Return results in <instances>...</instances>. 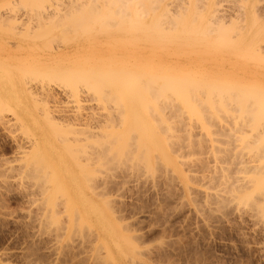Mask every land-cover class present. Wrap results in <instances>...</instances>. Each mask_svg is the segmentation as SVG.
<instances>
[{
  "label": "rangeland",
  "instance_id": "1",
  "mask_svg": "<svg viewBox=\"0 0 264 264\" xmlns=\"http://www.w3.org/2000/svg\"><path fill=\"white\" fill-rule=\"evenodd\" d=\"M117 1L120 3V0ZM134 1L135 0L131 2V5H133ZM143 1L140 0V2H137V4L140 3V6H142L143 8L145 6V9L149 8L148 5L151 3L152 0L148 1L150 3L145 2L146 1L145 0L144 1L145 4H143L144 6L141 4L143 3ZM155 1L153 0L154 2L153 5L156 6L159 4L158 8L156 7L157 10L154 9L155 8L154 6L152 5L150 6L153 8L152 11L155 10L156 12L155 13L156 19L157 16H161L162 18V12H165L163 13L164 18L165 15L168 13L166 18H169L171 15L173 21H175V19H177L176 17L178 16H179L178 18L181 20L180 16L186 17L188 13L187 16L188 18L187 17L186 19L184 18L185 21L187 19L188 20L184 24L187 23V25L185 26L189 27L188 25H191L190 20L195 14H198L197 15L198 17L197 16L194 17L196 22L195 25H197V23H199L197 18H199L201 14L204 16V13L207 12L205 13V16L203 18L204 20L201 21V25H202L201 27L206 28L207 24L211 21L213 22L212 23L213 27L218 25L219 23L220 26L221 23L224 24L223 27L226 26V29L233 26L234 28H236V30L238 29L239 32H234L237 35L232 33V35L234 36L232 37L231 41L232 43L234 42V44L236 45V43L239 41L238 38L242 37L240 38L241 41H239V47L241 49L237 48V46L236 48H234L235 45L232 46L231 44H229L231 46L230 48L228 47V45L226 47L228 41H226V44L225 41L224 42L222 41L221 43H224L225 45L224 48L223 44L221 45V43H219L220 39L218 41L216 40L218 36L217 35L218 31L216 33L214 31V33L217 36L215 34L213 35L212 34L213 32L209 34L210 36L207 34L208 35L207 37L209 38H207L208 41L206 40V42L205 40H203L204 37L206 39V36L203 37L201 35L200 36L203 37L202 39L203 41L202 40L200 41L199 38L198 40L190 39V37L193 38L199 37L198 34L196 33H195L196 35L192 36L194 34L193 31H192L193 34L192 33L191 34L189 33L190 35L188 34L190 37L186 36L184 34V31L181 32L187 37V38H183L184 36L180 34V30H179L185 27L182 24V27L180 28V25L183 21L182 22L180 21L179 24H177L176 26L174 25L177 31L179 30V34L175 35L176 29L172 27L173 24L172 21L170 22L166 18H165L167 20L165 21L166 25H168V23H171V25L164 26L165 24L163 22L164 25L161 27H164V29L163 28L159 29L160 32H157L160 33V35L157 34L153 35L155 32H152L151 35V29H148L149 31L148 34V31L146 32L143 28H142L143 30L142 29L140 30L139 28H141V26L143 27L145 24H147V22L151 28L152 21L156 23L162 20L164 21L165 19L163 18L160 21L152 20L154 19L153 17L154 15L152 16L154 12L152 13L151 11H148L147 13L145 9L142 10L141 8L140 9L142 12H139L140 9L138 11L133 7L132 9L130 3H128V5L130 6V7L128 6L129 8L128 10H130L129 11L130 17L132 16V12H133L131 10L135 9L136 13L139 12V16H140L139 18H141L143 11H145L147 16L143 17V20L141 18L138 21L139 24L141 22L145 23L144 25L141 23V26L139 25L140 27H138V23L137 24L134 23L135 26L132 23H131L132 25L129 23L132 26V28L131 27L128 28L127 22L130 21L125 20L126 21L125 25L124 23L123 24L120 23L121 25L118 24L120 26L119 27L116 24V21H118V17L112 16L114 14L111 15L112 18L116 19L115 21H113V19H110L111 17H107L106 13L109 11L111 6H112L111 11L113 13L116 12L114 11L115 8H113L115 7V3H113L115 2V0L113 2L110 0L109 2L108 0H0V264H107L108 262L104 259L107 256L106 249L104 248L101 249V254L99 252L100 250L98 251V248H97L98 252L96 251V247L99 244L98 241L100 240L99 242H101L102 236L104 234L100 231L101 229L99 230L100 226L99 224H97L98 223L97 219L93 218L92 217L93 215L90 216L91 213L88 212L93 208L92 206H98L100 209L103 208L102 210L105 211L106 217L109 218V220L112 222L115 230L127 235L132 234L131 236H133L134 239L136 237L135 243L138 242L137 246H139L142 249L147 248L146 250L148 251L147 252L148 255L146 254V257L144 255L143 259L150 262L151 264H154V262L155 264H161V263L162 264H264V253H262L264 252V222H262L264 219L261 218L260 214H259L260 217H258L257 215L258 213L254 212V210L250 206H247L248 203L246 204V202L242 199V197L248 194L250 196H253L254 194L255 196L256 187L254 186L255 183L253 182L254 181L253 172H255L256 174V170L254 169V171L252 172L251 168L254 166L253 164L257 165L256 162H258L259 159L260 162L262 160L261 158H264L258 154L260 153L264 155V153H262L264 152L263 150L264 144H262L264 140V134H263V138L262 135L258 136L260 138L257 142H254L256 148L253 149L252 146L255 147L252 142L254 138L253 134L255 133L252 127L254 121H250V122L249 121L246 122V120L243 121L244 118L241 115V113L235 112L238 106L237 107L234 106L235 103H237L238 105L239 101L241 104H243V102L245 103V99H247L248 95H250V98L248 97L250 100L252 96L251 94L254 92L256 93L258 92L259 94L261 92L262 94L264 93V52H263L264 50L262 48V50L253 51L252 50V48L254 49L253 45L252 44L249 45V43L259 39V45H262L264 47L263 45L264 0H198V2H196L197 0H159L161 4L159 2L155 4ZM94 2H96V5L94 4ZM118 4L116 3V5ZM103 5H105L106 7H104ZM146 6L148 7L146 8ZM164 6H167V8ZM162 7L166 9H163ZM104 8H108V9H104ZM195 8L197 9L196 11ZM253 8H255V10ZM194 12L195 14L193 15ZM255 12H257V14ZM53 13L55 15H52ZM59 13L60 15L57 16ZM99 13L100 15H97ZM109 13L111 12L109 11ZM212 13H214V15ZM95 14L96 16L93 17V15ZM258 14H260L261 17H259ZM103 15L106 16L107 18L104 17ZM253 15L255 18L256 17L258 18L256 20L257 23L259 22L258 26L260 28L262 27L261 28L262 30L260 28H257L258 26L256 24H255L256 28L254 24L253 26L251 25L252 22L250 21V18L251 20H253L252 19ZM211 16L212 19H210ZM99 17L100 18L104 17V18L99 20ZM83 19L84 21L86 20L85 21L86 23L89 22L88 28H87V24L83 21ZM97 19L99 21H95ZM126 19L129 18L127 17ZM201 19L202 18H200V20ZM102 20H104V22H106L107 24L109 23L107 21H110L109 24L111 25L114 22L117 26L114 24L115 26L112 25V27H110V25L109 26L107 25L105 27L104 25L105 23L103 24ZM99 22L100 24L102 23L101 25L99 24L100 28L98 26ZM154 22L152 23L155 25ZM195 22L192 21L191 23L194 24ZM83 23H85L86 25ZM236 23L237 25L239 24L238 27ZM174 24H176V21L174 22ZM193 24L191 25L193 27L190 26L192 29L196 27ZM147 27L148 26L146 25L145 29H147ZM152 27H154L155 30L157 31L156 25L155 26L152 25ZM184 29L185 28H183V30ZM215 29L216 27H214V30ZM221 29L222 28L220 27L219 30L221 31ZM229 29H227L226 31L224 29L225 33L228 32ZM257 29L258 30L260 29L261 31H258ZM186 30H188V28H186ZM164 31L166 34L164 33ZM254 31L255 33H253ZM240 34H242V36ZM179 35L182 37L180 38ZM252 36H254L253 39ZM212 38L216 40L218 43H216V41H213ZM260 41H263L262 44H260ZM241 42L242 44H240ZM248 45L252 47H249ZM221 46L223 49H221ZM58 49L65 50L66 54L55 56L56 53H58L57 52ZM67 51L69 52L67 53ZM10 53L18 56L23 53H30L33 54L34 56H39L41 62L32 63L31 61L28 60H22V59L19 60L15 58L13 59L12 57L9 56ZM109 68L111 70H109ZM95 69H98L99 71ZM113 69L115 71L118 72L120 71V72L119 73L115 72L113 71ZM107 70L109 74L105 72ZM121 70L126 71L127 74H125L123 71L121 72ZM102 71L104 73L101 74L100 72ZM86 72L89 75L91 74L90 78H87V76L89 77V75ZM132 72H134L135 74ZM137 72L139 73L138 75H140L141 79L137 76ZM106 73L107 76L105 75ZM123 73L124 75H122ZM131 74L133 76L134 75L137 76V77L134 76V79L136 78L138 79L134 80L133 76L131 77ZM144 74L145 77L142 76ZM96 75L99 77L100 75H102L103 77L104 76L106 77L111 76V77L110 78L104 77L105 80L109 79L108 82H106L105 80H103L102 76H101L102 78L100 79L99 77L97 78ZM115 75L116 77L118 75L119 76L121 75L120 77L118 76L121 82L118 81L119 80L118 77L116 78V81L114 80ZM126 75L127 76L129 75L134 81V83L137 82L135 83L136 85L134 84L135 87L137 86L138 82L139 85L142 84V82L143 84L148 83L149 81H151L149 78H154L152 79L153 81L157 80V82L155 83L153 82V85H156L157 83L158 86H160L161 84L160 82H162V80L164 81V83L166 82L170 86H172L173 83L175 82L174 80H176L177 87L176 86L175 87L179 90L177 91V89L175 90L174 88H172L171 90L172 94L170 93L169 94L170 96L168 95L169 93L168 90L170 89V88L168 89L169 85H167L166 83L165 84L162 83L164 85H167V90L165 89L166 88L165 86H164L165 88L162 87L163 85L160 86L159 88L162 91L163 89L161 88H164L167 91V92H164L165 90L163 91L164 94L165 93L167 94V95L165 94L167 96L166 99H169L170 97V102L171 103L175 102V107L174 108L169 107V108L170 110L172 109L177 110L176 114L175 112L172 113L169 109H167V107L165 106L162 107V105H164L165 103V100H162V98H164L162 97L164 96V94L161 93L162 95L160 96V101L163 103L161 105H157L155 104L157 99L156 101H154V99L149 100L148 97L153 92H151L150 94L147 93L146 90L145 92H142L144 88L140 90L137 89L139 91L140 98H142L141 96L144 97L146 95L145 96L146 101L148 99V101L154 103V105L153 104L148 105L150 106L149 108L153 106L154 109V106L156 107L157 105L155 109H157L158 112L163 111V114H165L164 116L168 117V118L167 117L164 118V116L162 115L164 118V124L165 122L167 123V125L173 124L172 126L177 127V129H180V127L184 125L183 126L184 128L181 127V129L178 131L174 127L175 130L174 132L170 131L171 133L178 132L179 135L185 134L183 132L186 131L185 129L186 123H187L186 126L188 125V123L193 125V126L188 125L190 127L187 126L188 129L190 128L191 130L192 129L194 130L196 125L200 126V124H202L201 119H203V116H201L202 118L199 121L197 117H195L197 114L194 115V111L198 107V106L195 107L196 103H193L194 106L191 103H189L188 105L190 106L192 105L191 106L192 108L188 106L190 107V109L186 107V104L183 105V103H188V101L194 95L198 96L196 98H199L202 101L204 100V98H206L205 101H208L210 99L212 100L211 105H209V102H206V104L208 103L207 108L209 109H205L207 105L203 103L205 105L204 109L206 111L203 113L205 114L210 113L208 115H211L212 113L211 111L215 112L216 111L215 109L219 108L220 105H221L220 106L221 109H217V111L222 110L223 112L225 111V113L228 111V113L226 114L227 116L229 114L230 115L229 117H227L225 113L220 111L219 113L225 115H221V118H219L220 117L219 113L214 114L213 117L215 115L218 117V114L219 117L213 120V122L211 117L210 123L211 124L214 123L213 125L217 123L219 125H222L225 122L223 125L227 124L226 126H230L232 122L233 124L235 123V126H233L232 124V126L230 127L231 128L235 127L237 131L235 135H237L240 138V140H238L239 138L236 136L237 139L236 138L232 140L230 139L232 142L231 141L229 142L230 144L231 143L234 144L235 148L232 144H231L232 148L230 144L226 145V147L227 146L230 147L229 148L231 149L230 152L233 149L236 150L235 152L232 151L234 152L233 154L241 155V158L239 156L237 157L236 155L235 163L229 161V163H227L229 165L227 166H229L230 170L232 169L235 170V171L232 170V173L230 171L231 174L229 175L231 180L236 179L237 181L236 180L234 181L238 183L236 184L235 182H233L234 189L233 188L232 189L234 190V193L238 195L242 194L243 196L239 198V196H237L236 194L234 195V193H232L233 190L232 191L229 190L230 192L228 193L229 194L228 196L229 197L231 196L230 197L231 201L230 198L228 197L230 201V203L228 202L229 203L228 205L230 208L232 206V209L228 207L229 209L228 208L225 209V212L221 210L223 211L221 212L222 219L218 218L217 216L215 217V215H212L213 217L212 218L211 214L207 212V210H203L201 212L200 208L202 207L201 205L204 204V198L189 189L187 190V187L185 186V184L187 183L183 179L185 177V176L183 177V175L187 174L188 172L187 170H185L184 165L181 167L179 161L180 159L183 158L182 156L183 154L185 157V155L189 153L190 149L189 151H187L188 147H186L187 146L186 143L188 144L187 142L188 139L186 138L187 141L185 140L186 141L185 142L183 138L184 135L178 136L177 135L178 133H176V136L181 137L183 139L182 142H185L184 145H186L185 146L186 149L183 144L181 148L180 143H179L180 145L176 144V147H174L175 143L173 144V141L171 140L172 139L175 140V138H173L175 136L169 133V131L167 132L168 134L164 133L166 134V136H164V134H161V136L162 135L164 136L162 137V139L165 138L164 141L163 140L161 141V143L164 142V145L163 143H162L163 146L160 144L162 147L161 146L157 147L155 148L156 150L154 149L155 146L152 147L150 145L142 144L144 147L146 146V148L142 147V150H144L143 152L144 153L147 152L149 155V157L147 158L148 155L145 154L147 155L145 160H143V157L145 156L141 157L142 160L141 158L139 160L137 156H135L137 155V153H141L139 151H142L140 150L141 147H139L140 142H138V145L136 147L137 149L136 148L134 149L135 154L133 157H131L132 155L130 156L131 151L130 154H128L129 151L126 153L127 156L129 155L127 158L130 157L133 160L135 159L134 161L132 159L130 160L127 159L128 160L127 161L126 158H124L126 157V154L122 155L124 154L122 153V151L124 152L123 148H122L123 150L120 149L121 152L117 151L118 152L117 153L116 151L114 152L111 151L110 152L111 154L108 153L110 151L109 150L110 147L107 148L108 145L107 147L103 148V146H106L107 144L106 142L108 140L109 141L111 140V142L108 143L109 144L112 143L111 146L112 150L113 149L115 150L117 145L119 146L124 145L122 143H125L124 148L128 144L126 135H124V130L127 127V125H122L120 123L119 121L120 118L117 119L119 113L118 114L116 113L117 111H119V108H116L118 107L117 106L118 102L127 99L132 100L134 97L131 99L129 95L131 93L132 95L135 96L134 91L136 89H133V91L131 89H126V87L127 88L130 87L128 85V81L131 80V79L128 80L127 77L125 79L122 78V76L125 77ZM160 76L169 77V78L164 79L161 78ZM157 77L161 78L162 80L159 81ZM84 78L85 79L87 78L86 79L87 81H83ZM98 79L99 82L97 81ZM138 80H141L142 82L140 83V81ZM171 80L173 83H171ZM177 80L178 82L179 81L181 82L180 85L182 84L184 85L185 83V89H183L184 88L183 85L182 87L179 84H177L178 83ZM195 81L198 82L196 83ZM94 82L97 84V85L95 84V87L92 86L94 85L93 84ZM117 82H119V84ZM124 84H126V87H124ZM131 84L133 87L134 86L133 82H131ZM195 84L196 86L199 85L198 86L199 88H201L200 86L203 85V89L202 88L200 90L195 89L196 88L194 87ZM29 85L31 87H35L36 89L38 87V91L42 87L43 89L45 87V89L53 90L55 93L57 92L58 97L56 99H53L51 97L53 99L52 100L49 97H46L48 99L43 98L44 95L42 97L43 99H41L40 97L41 95L39 94H37L39 95V98L35 94L33 95H35L36 97L33 95L31 96L29 95L30 93L28 94L27 91L28 90L27 87H29ZM90 85L93 88H91ZM188 85L190 88L188 87ZM210 85L211 87L214 88L215 86H217V88L215 89L216 91H214V93L217 92V90L219 91V89H221L223 86L222 90L220 91L222 94L219 93V95L221 94L222 96H226L225 100H228L229 97H227V95H223L224 92L222 91H225L223 89L228 86H229V90L230 87L232 89L231 93L235 91L234 94L230 96V98L232 96L235 97L236 95L240 94L241 93L240 91H242L243 94H245L246 90L248 91V93L249 91L252 93L245 95L246 98H244V95H242L241 99L243 100L244 98L243 102H241L242 100L240 98H239L240 100L239 99L235 100L233 97L232 99L236 101V102L234 101L235 103L231 102L232 100L230 99H229L230 101H228V104L224 102L227 105H230L232 103L231 105L233 106L230 105L231 108L229 107L231 110H233L231 111L229 110L228 107H225L223 106L224 104H222L223 103L222 98L224 99L225 97L221 96V99H218L219 98L218 93H216V96H213L214 95L213 92H212L213 94H211L212 96L210 95L212 91ZM110 88L112 90H110ZM155 88L157 90V85L155 86ZM245 88H248L249 90L248 89L245 90ZM101 89H103L105 92L102 91ZM107 89H109L112 92H109V90L107 91ZM154 89L153 90L148 89V92L150 90L156 91ZM191 89L193 92H197L198 94L194 93L193 95ZM116 90H118V92ZM121 90H123L124 93ZM130 90L132 91L131 93ZM182 90H184L183 92H185L186 95L187 94L190 95V93L192 95L191 97H189L188 101H187L188 98H186L187 102L184 101L185 99L183 98V96H181V98L178 100L179 97V96L177 97L178 93L176 95V93L173 92V91H177V92L180 91L181 93ZM119 91L122 93H119ZM236 91L239 93H237ZM143 93H145V95H143ZM208 93H209V97L211 98L210 99L208 98L207 100ZM256 93L254 94L256 96H259ZM262 94L260 95L263 96L264 94L263 95ZM157 95L159 96V93ZM174 96H176L177 98ZM239 96L240 95H238V97ZM151 97H153V95ZM215 97L217 99L216 100L217 102L219 100H221V102L219 101L218 104L217 102H215L216 103L215 104L214 103ZM104 98L105 99L108 98V99L104 100ZM196 98L193 97L192 101L195 102L198 101V99L195 100ZM252 98H253L252 100L255 101L254 99L256 97L252 96ZM45 99L48 100L47 102H49L47 104L48 107L46 106ZM176 99L177 101H180L179 102L180 104L176 103L177 102ZM262 99L261 101H263ZM134 100L136 99H133V101ZM181 100H183V102ZM249 100L247 102H249ZM44 101L45 103H43ZM112 101L114 102L112 103ZM141 101L142 100L140 99V102ZM258 101H260V99ZM137 102H139V100ZM170 102L168 100V102L165 104H168ZM250 102L252 101L250 100ZM106 103L109 105L107 106ZM159 103L160 102L158 99V104ZM249 103H247L246 105H248ZM258 103H256V105ZM112 104L115 107H112ZM241 104H239L240 108L242 107ZM263 104L264 101L263 103H261V105ZM142 105L143 104H141V106ZM212 105H215V107H213L214 108L213 110L211 109ZM158 106H161L159 108L160 110L161 108L164 109L160 111L158 109ZM259 106H257V109ZM109 107L110 109L108 110L107 108ZM143 107L138 109H146L145 108L146 106L144 108ZM194 107H195L194 111L191 110ZM201 107L203 108V105H201ZM201 107L199 106V109L198 108L197 109L200 111ZM233 107L235 108V110ZM253 107L255 106L253 105ZM180 109H185V111H183V114L181 113L183 116L179 113V111L182 112V110ZM241 109L239 110L241 111ZM164 110H166L165 111L166 113H164ZM187 110L188 111L190 110L191 112L193 111L194 116L192 115L191 117L192 121L190 118L191 115H189L190 112H188ZM168 111H170V113L172 114H170ZM201 111H203V109H201ZM167 113L170 114V117ZM177 114H180L182 118L184 117L185 119L188 117L187 118L188 121L185 122V120L182 119L184 120L183 121L184 123L180 124L181 118ZM239 115L242 116L243 119ZM174 117L175 120L177 119L179 122V123L177 122L176 125L175 123L177 120L174 121ZM204 117L206 120L203 119V121H207V120L208 122L210 121L208 119L210 116L204 115ZM198 118H200V116H198ZM108 120L109 123H106ZM170 120L171 122L173 121V123H170ZM216 120L218 121L216 122ZM114 121L116 123V126L118 127L115 126ZM195 122H197V124ZM207 123L202 124V126L209 125V123L208 124ZM178 124H180L181 126H179ZM109 125L111 128H109ZM262 126L264 125L262 124ZM230 127H228V129ZM242 127L245 128L243 129ZM113 128L116 131H113L114 130ZM231 128L230 130L234 129ZM88 129L91 132H89ZM240 129H242V131ZM247 129L249 131L252 130L253 133L252 131L249 132ZM109 130L111 131L109 132ZM243 130L245 131L243 132ZM87 131H88L87 134L88 136H90L89 133H93V136L92 135L91 136L94 137L95 140L92 137H91L92 139L91 138L87 139L88 137L86 136ZM107 131L109 132V134H111L112 132L113 135L115 134L119 135L120 132L123 131L122 133L125 136V140L123 135L121 136L122 138L118 136L119 139L117 138L116 141L119 140L117 142L120 143H117L115 141L116 135L114 137L113 135H110L109 138L107 137L108 136ZM130 131L131 130H128V136L129 134H131V136H129V140L131 142L133 138L131 139L130 137H133L132 134L134 133L132 131L131 133H129ZM246 131H248L249 133H247ZM238 132L240 133L243 132V133L239 134ZM245 133H247L248 142L251 141L252 144L251 142L247 143V140H245L246 139ZM95 134L96 136H94ZM125 134H126V130H125ZM250 135L251 137L253 136V138L248 137ZM255 138H257V136H255ZM134 139L133 140L137 142L136 136ZM122 140L126 142H122ZM103 142L105 144H103ZM236 143H238L240 146L237 145ZM257 143L260 144H258L257 146ZM96 144H98L99 147ZM215 144H217L216 146L218 147L220 143L215 142ZM129 145L131 146L132 144L130 143ZM221 145L223 144H220L219 146L222 147ZM259 145H261L262 147H260ZM119 146H117L118 150H119ZM131 147L132 149L135 147L134 143L133 146ZM249 147L252 149H250ZM258 147H260L259 149H262L263 151L259 149L257 150ZM106 148L108 151L106 150ZM147 148L148 151H146ZM173 149L176 150L175 151L176 153L174 152ZM127 150H129V148ZM163 150H165L164 153L162 152ZM252 150L254 151L252 152ZM105 151H107L106 153L107 155L105 154ZM154 152L156 153V155ZM165 152H167V155ZM181 152L183 153L181 154ZM239 152L241 153L239 154ZM95 153L97 157L96 155H94ZM112 154H115L113 155V158L111 156ZM256 154L257 156L258 155L259 156L257 157ZM142 155L144 154L142 153ZM166 156L170 158L166 159L167 158ZM179 156L181 158H179ZM184 159L185 158H183L182 160ZM237 159L238 160L243 159V160L239 161L238 163ZM139 161H144V163L145 161H147L148 165H145L146 163L141 164V162L139 163ZM158 161L161 165L158 163ZM244 161H245V167H244ZM162 165L165 168H163ZM165 165H167L168 168ZM158 166L160 167L158 168ZM242 166L244 168H242ZM248 166L251 168H249ZM151 167L153 169H151ZM204 167L206 168V166ZM260 167L261 168L264 167V164L262 163ZM205 168H202V170H204L203 172H206ZM164 169L165 170L167 169L168 171L167 170L164 171ZM53 173L56 176H58L56 178L57 182L55 181L56 180L55 178H53V180L51 179V177L53 176L50 177V175H52ZM167 173L169 174V176ZM234 173L236 178L234 176ZM42 174H44L45 176H43L42 179H40L41 177L39 178V175L41 176ZM85 174L87 175V177ZM89 175L91 177H89ZM231 175H233L234 178ZM171 176L173 177V179L170 178ZM176 178L178 182H176L177 181ZM247 178L250 179L248 180ZM54 181L56 184L54 183ZM58 183L60 185H58ZM55 185L56 186L58 185L59 187L61 185H62L61 187L66 186L70 190L67 192L64 191L63 188L62 190L59 188L60 189L59 190L58 187H56ZM191 186L197 187V184L193 183L192 185H190V187ZM241 186L243 188H240ZM74 188L77 191L73 190ZM237 188L240 190V192H236V190L238 191ZM247 188L248 190H246ZM251 189L255 191H252ZM241 190L242 191L244 190L243 191L244 193L241 192ZM249 190L252 193H249ZM246 191L247 194H245ZM86 197L92 199H90L89 201L86 200ZM236 197H238V199ZM81 198H84V200H79ZM76 204L80 206V211L82 212L83 216L85 218L88 217V221L91 223V225L90 223L88 224L90 227L89 229L84 228L86 231L89 232V234L84 229L81 228L79 229V227L77 226L78 224L76 223L78 220L74 222L73 221L75 219L74 217L72 220V215L70 214L69 209L71 210V208H73V205L75 206ZM244 206L247 207L245 208ZM233 207L237 209L235 210V208ZM197 210L199 213L196 212ZM53 217L55 218L57 217L56 219H58L59 222L55 223L54 222L55 218H54L52 223L51 220ZM106 217L104 216L102 218V221H105L107 219ZM254 217H256L255 218L256 221ZM216 218L217 220L218 219L219 220L217 221ZM243 219L246 220L244 221ZM257 220L259 221V223L257 222ZM72 223L73 225H71ZM56 224H58L59 226H57ZM203 225H206L208 227ZM126 231H128V233ZM90 232H92L94 236L98 233L99 234L96 235L97 237L100 234L102 236L100 235V237H98L99 240L96 239L97 237L95 238V240H93L94 238L92 237L94 236H92ZM90 237L92 239H90ZM92 242L93 244H91ZM94 252L95 254L97 253L96 256L100 255L99 257H101L102 259L96 256L94 258L95 255ZM150 252H152V254ZM195 253H196L195 258H197L198 260L194 258ZM197 254L200 256H198ZM149 256L151 259H149ZM197 256L200 257L201 260H199ZM98 261L100 262L98 263ZM125 264H129V263H125Z\"/></svg>",
  "mask_w": 264,
  "mask_h": 264
},
{
  "label": "bare ground",
  "instance_id": "2",
  "mask_svg": "<svg viewBox=\"0 0 264 264\" xmlns=\"http://www.w3.org/2000/svg\"><path fill=\"white\" fill-rule=\"evenodd\" d=\"M110 1H114V0H110ZM133 0H120V3L117 1V0H115V2H113V3H115V7H113V8H115V9H117V10H115L114 9V11H116V12H112L111 10H112V6H111V8L109 9V11L111 12V13H109V11L106 13V15H107V17H111L110 19H113V21H115L116 19L115 18H112V16H115V17H118V21H116V24L118 25V24H120V23H124V25H125V22L128 20V21H130V22H127V24H128V28L129 27H131L132 28V24L134 25V23H138V27H140L141 26V23L139 24V20L142 18V20H143V17H145V16H147L146 15V13H145V11H143V13H142V15H141V13H140V15H141V18H139L140 16H139V12H142L141 11V9L143 10V9H145V6L143 5V4H145L144 3V1L143 0H141V1H143V3H141L143 6H144V8L142 7V6H140V3H138L137 4V2H140V0H135L134 2H133V5H131V2H132ZM149 0H146L145 2H148ZM155 1V0H154ZM157 1V2H156ZM155 1V4H157L158 2H159V0H156ZM107 2V1H106ZM108 2H109V0H108ZM111 2V3H112ZM136 2V3H135ZM188 2V1H187ZM196 2H198V0L196 1ZM200 2V1H199ZM201 2H203V1H201ZM255 2V1H254ZM112 3V4H113ZM116 3L118 4V5H116ZM128 3H130V6H131V8L133 7V8H135L137 11L139 10V12H137L136 13V10L134 9V10H131V11H133L132 12V16L130 17L129 16V11L130 10H128L129 8H128ZM134 3H135V5H134ZM148 3H150V2H148ZM153 0L151 1V3L148 5L149 6V8H147L148 6H146V8L147 9H145L146 11H147V13H148V11H151L153 14H152V16L154 17V19H152V20H155V21H160L161 19H163L164 18V14L163 13H165V12H162V18H161V16H157V19L158 18H160V19H156V15H155V10H157L156 9V7L158 8V6H159V4L158 5H153ZM160 3V2H159ZM94 4L96 5V2H94ZM106 4V3H105ZM110 4V3H109ZM108 4V5H109ZM161 4V3H160ZM186 4V3H185ZM147 5V4H146ZM150 5H152V6H154L155 8V10L154 11H152L153 10V8L150 6ZM253 5V4H252ZM102 6V5H101ZM104 7H106L105 5H103ZM114 6V5H113ZM117 6H118V8H117ZM129 6V7H130ZM138 6H139V8H138ZM194 6V5H193ZM164 7H166L167 8V6H164ZM164 7H162L163 9H166V8H164ZM242 7V6H241ZM93 8V7H92ZM109 8V7H108ZM108 8H104V9H108ZM132 8V9H133ZM180 8H181V6H180ZM184 8V7H183ZM197 8V7H196ZM195 8V11L197 10ZM104 9H102V10H104ZM207 9V8H206ZM254 10H255V8H253ZM95 10V9H94ZM177 10V9H176ZM194 10V9H193ZM216 10V9H215ZM254 10H253V12H254ZM166 11H169V10H166ZM213 11V10H212ZM150 12V13H151ZM172 12V11H171ZM180 12H181V10H180ZM199 12V11H198ZM201 12V11H200ZM116 13V14H115ZM158 13V12H157ZM182 13H183V11H182ZM185 13V12H184ZM197 13V12H196ZM203 13V12H202ZM205 13H207V12H205ZM205 13H204V16H205ZM256 14H257V12H255ZM260 13V12H259ZM64 14V13H63ZM103 14V13H102ZM112 14H114V15H112ZM168 14V13H167ZM167 14L165 15V18H166V16H167ZM195 14V12L193 13V15ZM213 15H214V13H212ZM255 14V15H256ZM52 15H55L54 13L52 14ZM51 15V16H52ZM60 15V13L57 15V16H59ZM68 15V14H67ZM91 15V14H90ZM97 15H100V13L99 14H97ZM112 15V16H111ZM144 15V16H143ZM170 15V14H169ZM177 15V14H176ZM179 15H180V13H179ZM198 14H195L193 17H192V19L190 20V24L192 25L193 23H191L192 21L193 22H195V19H194V17H196ZM210 15H211V13H210ZM251 15H252V13H251ZM259 15V17H261L260 16V14H258ZM66 16V15H65ZM94 16H96V14L95 15H93V17ZM104 16V15H103ZM187 16H188V13H187ZM186 16V17H187ZM204 16L201 14L200 16H199V18H197L198 19V21H199V23H197V25H195L196 24V22L193 24L194 26H196V27H194L193 29L191 28V27H193V26H191V25H188L189 27H190V30H189V27H187V26H185V25H187V23L186 24H184L186 21L184 20V18L186 19V17H183V16H180V18H181V20L178 18V17H176L177 19H179V20H177V19H175V21H176V24H174V22L175 21H173V18L171 17V15H170V17L169 18H166L168 21H172V27H174L175 28V26L177 25V24H179V22L181 21H183L182 23H181V25H180V28L182 27V24H183V26H185V27H183V28H185L184 30H183V28L182 29H179L180 30V34H182L181 32H183L184 31V34L186 35V36H189L191 33H192V31L194 32V34L192 35V36H194V35H196V34H198V36L199 37H196V38H193V37H190V39H197L198 40V38H199V40L201 41L202 39H203V37L204 36H206V39H205V37H204V39L203 40H205V42H206V40H207V38H209V37H207L210 33H212L213 35L218 31V36H217V38L216 37H214V38H216V40L218 41L219 39V43H221L222 41L224 42L225 41V44H226V41H228L227 42V44H226V47H227V45H228V47L230 48L231 46L229 45V44H231L232 46H234L235 44H234V42L232 43V41H231V39H232V37L234 36V35H232V33L233 34H236V33H234V32H239L238 31V29L236 30V28H234L233 26L232 27H229V28H227V29H229V31L228 32H226L225 33V31L227 30L226 29V26L225 27H223V25L224 24H222L221 23V26H220V23L218 24V25H216V26H214V27H216V29L214 30V27H213V22L211 21V22H209L208 24L210 25V27H209V25L207 24V27L206 28H203V27H201L202 25H201V21H203L204 19ZM56 17V16H55ZM88 17H89V14H88ZM98 17V16H97ZM104 17H106V16H104ZM103 17V18H104ZM106 17V18H107ZM129 18V19H126V18ZM198 17V16H197ZM221 17V16H220ZM224 17V16H223ZM252 17V16H251ZM45 18V17H44ZM43 18V19H44ZM64 18H66V17H64ZM70 18V17H69ZM76 18V17H75ZM74 18V19H75ZM90 18H91V16H90ZM102 17L100 18L99 17V20L100 19H103ZM138 18V19H137ZM164 18V19H165ZM188 18V17H187ZM200 18H202L201 20H200ZM218 18V17H217ZM109 19V18H108ZM162 20V21H160V22H154V21H152V22H154L155 23V25L157 26L156 27V29H157V31L155 30V28L154 27H152V25L153 26H155L152 22H151V28H150V26L148 25V22H147V24H145V23H142L144 26L142 27L141 26V28H139L140 30L143 28L146 32L148 31V29H151V35H152V32H155L153 35H155V34H157V35H160V33H157V32H160V30L159 29H164V27H161V26H163L164 24V26H168V25H171V23H168V25H166V22L165 21H167V20ZM169 19H171V20H169ZM210 19H212V16H211V18ZM216 19V18H215ZM224 19V18H223ZM253 20H251V18H250V21L252 22V26H253V24H254V26H255V28H256V25L258 26V24H259V22L257 23V20L256 19H258L257 17L255 18L254 17V15H253V18H252ZM52 20V19H51ZM56 20H57V18H56ZM65 20V19H64ZM89 20V19H88ZM88 20H87V22H88ZM92 20V19H91ZM98 19L97 20H95V21H99ZM119 20H120V22H119ZM126 20V21H125ZM141 20V21H142ZM214 20V19H213ZM222 20V19H221ZM54 21V20H53ZM83 21H84V19H83ZM86 21V20H85ZM84 21V22H85ZM90 21V20H89ZM95 21H94V24H95ZM103 22V24L105 25V27L108 25H110V27H112V25L113 26H115L116 24L113 22V24L111 25V24H109L110 23V21H107V20H105V21H107V22H109L108 24L106 23V22H104V20H102ZM136 21V22H135ZM208 21V20H207ZM216 21V20H215ZM261 21V20H260ZM59 22V21H58ZM63 22V21H62ZM75 22V21H74ZM93 22V21H92ZM111 22H112V20H111ZM162 22V23H161ZM163 22H164V24H163ZM178 22V23H177ZM57 23V22H56ZM86 23V22H85ZM85 23H83V24H85ZM101 23V24H102ZM131 25H130V24ZM162 24V25H160V24ZM188 23H189V21H188ZM211 23V24H210ZM261 23V22H260ZM61 24V23H60ZM87 24V28H88V25H89V22L88 23H86ZM85 24V25H86ZM90 24H91V22H90ZM93 24V25H94ZM99 24H100V22L98 23V26H99ZM100 24V25H101ZM115 24V25H114ZM160 26H158V25ZM203 24V23H202ZM206 24H205V26H206ZM256 24V25H255ZM71 25V24H70ZM78 25V24H77ZM116 25V26H117ZM121 25V24H120ZM130 25V26H129ZM140 25V26H139ZM148 26L147 27V29H145V26ZM175 25V26H174ZM233 25V24H232ZM236 25H237V23H236ZM239 25V24H238ZM238 25H237V27H238ZM250 25V26H251ZM91 26V25H90ZM119 26V25H118ZM135 26V25H134ZM204 26V27H205ZM251 26V27H252ZM102 27V26H101ZM104 27V26H103ZM120 27V26H119ZM170 27V26H169ZM219 27V28H218ZM220 27L222 28L221 29V31L219 30L220 29ZM227 27H228V25H227ZM240 27H241V25H240ZM263 27H264V25H263ZM91 28V27H90ZM99 28H100V26H99ZM108 28V27H107ZM114 28V27H113ZM136 28V27H135ZM153 28H154V30H153ZM186 28H188V30H186ZM257 28H260L259 26L257 27ZM262 28V27H261ZM260 28V29H261ZM104 29H106V28H104ZM109 29V28H108ZM134 29V28H133ZM142 29V30H143ZM176 29V28H175ZM224 29H225V31H224ZM258 30V31H261V30ZM30 30V29H29ZM92 30V29H91ZM132 30V29H131ZM153 30V31H152ZM179 30L177 31V29H176V32H175V35H178L179 34ZM233 32H232V31ZM249 30H250V27H249ZM90 31V30H89ZM163 31V30H162ZM161 31V32H162ZM165 31H166V29H165ZM165 31H164V33H165ZM169 31V30H168ZM175 31V30H174ZM188 31V32H187ZM214 31H215V33H214ZM256 31V30H255ZM255 31L253 32V33H255ZM135 32V31H134ZM146 32H144V33H146ZM172 32V31H171ZM169 33V32H168ZM177 33V34H176ZM187 33V34H186ZM190 33V34H189ZM196 33V34H195ZM246 33H248V32H246ZM148 34H149V31H148ZM166 34V33H165ZM184 34H182V36H184L183 38H187ZM189 34V35H188ZM208 34V35H207ZM228 34V35H227ZM156 35V36H157ZM203 36V37H201V36ZM230 35H232V36H230ZM237 35V34H236ZM241 36H242V34H240ZM255 35V34H254ZM259 35V34H258ZM163 36V35H162ZM165 36H167V35H165ZM169 36V35H168ZM180 36V35H179ZM182 36H180V38L182 37ZM210 36V35H209ZM230 38H229V37ZM261 36V35H260ZM158 37V36H157ZM173 37H174V35H173ZM176 37H178V36H176ZM189 37H188V39H189ZM238 37H239V35H238ZM245 37V36H244ZM243 37V38H244ZM253 37L254 36H252V39H253ZM201 38V39H200ZM230 40H229V39ZM240 38H242V37H240ZM240 38H238L239 39V41H241L240 40ZM213 39V38H212ZM235 39V38H234ZM234 39H233V41H234ZM236 39H237V37H236ZM235 39V40H236ZM238 39H237V41H238ZM168 40H169V38H168ZM202 40V41H203ZM216 40H214L213 39V41H216ZM243 40V39H242ZM255 40V39H254ZM208 41V40H207ZM216 41V43H218ZM231 41V42H230ZM236 41V42H237ZM239 41L236 43V45H235V47L234 48H236V46H237V48H239V49H241L240 47H239ZM253 41V40H252ZM262 42L263 41H260V44H262ZM223 44V46H224V48H225V45H224V43H221V45ZM240 44H242V42L240 43ZM253 45V47H254V49L252 48V50L254 51H258V50H262V48H263V50H264V47L262 46V45H259V39L258 40H255V41H253V42H251V43H249V45ZM218 45H220V44H218ZM246 45V44H245ZM248 45V46H249ZM263 45H264V43H263ZM59 46V45H58ZM58 46H56V47H58ZM247 47V46H246ZM249 47H252V46H249ZM54 48V47H53ZM220 48V47H219ZM233 48V47H232ZM221 49H223L222 48V46H221ZM251 50V51H252ZM57 52L59 53H56V55L55 56H60V55H64V54H66V51L65 50H63V49H61V50H57ZM69 51H67V53H68ZM260 52V51H259ZM264 52V51H263ZM9 56L10 57H12L13 59L15 58V59H19V60H28V61H31L32 63L33 62H35V63H38V62H41V60H40V58H39V56H34L33 54H30V53H23V54H20L19 56L18 55H15V54H12V53H10L9 54ZM105 68H107V67H105ZM95 70H98V69H95ZM109 70H111L110 68H109ZM99 71V70H98ZM97 71V72H98ZM113 71H115L114 69H113ZM123 70H121V72H122ZM94 72H96V71H94ZM105 72H107L108 73V70L107 71H105ZM115 72H118V71H115ZM120 72V71H119ZM118 72V73H119ZM125 74H127L126 73V71H123ZM87 73V72H86ZM90 73V72H89ZM101 74L102 73H104L103 71L102 72H100ZM107 73L105 74L106 76H107ZM111 73H112V71H111ZM124 73L122 74V75H124ZM132 73H134V72H132ZM152 73H155V72H152ZM88 74V73H87ZM93 74V73H92ZM96 74V73H95ZM109 74V73H108ZM121 74V73H120ZM135 74V73H134ZM139 73L137 72V76L141 79V77H140V75H138ZM143 74V73H142ZM89 75V74H88ZM130 75V74H129ZM125 76V77H123L122 76V78H128V80H130V81H128V85L130 86V87H132V84H131V82H133V85L135 84V83H137V82H135L134 83V81L132 80V74H131V77L130 76ZM151 75H153V74H151ZM150 75V76H151ZM90 76H91V74L89 75V77L87 76V78H90ZM94 76V75H93ZM93 76H92V78H93ZM102 75H100V77L99 76H97L96 75V77L98 78H102L101 77ZM106 76H104L105 78H110L111 76H109V77H106ZM119 76V75H118ZM117 76V77H118ZM121 76V75H120ZM119 76V77H120ZM134 76H136V75H134ZM134 76H133V79H134ZM136 76V77H137ZM142 76H144L145 77V74L144 75H142ZM155 76H157V75H155ZM162 76V75H161ZM160 76V77H161ZM95 77V76H94ZM104 77H103V80H105L104 79ZM116 75H115V81H116ZM118 77V81H120V78ZM130 77V78H129ZM86 78V79H87ZM91 78V79H92ZM96 78V79H97ZM122 78H121V80H122ZM158 78V77H157ZM161 78H169V77H161ZM161 78H158L159 79V81L160 80H162ZM172 78V77H171ZM170 78V79H171ZM174 78V77H173ZM187 78V77H186ZM85 78L83 79V81H87ZM113 79H112V81H113ZM123 79V80H124ZM138 78H136V79H134V80H137ZM151 81H149L150 82V85H149V82L148 83H146V84H143V82L141 81V80H138V81H140V83L142 82V84H140L139 85V82H138V84H137V86L135 87V85L132 87V88H130V87H126V84H124V87H126V89H131L132 91H133V89H136L134 92H135V96L134 95H132V91L130 90V93L131 94H129L130 95V97H131V99L133 98V99H136V100H134L133 101V99L132 100H130V99H127V100H124V101H120V102H118L117 103V106L118 107H116V108H119V111H115L117 114L119 113V116L117 117V119L118 118H120L119 119V121H120V123L122 124V125H127V127L125 128V130H126V134H125V130H124V135H126V139H127V146L124 148V145H125V143H122V142H126V141H123L122 140V144H124V145H122V146H119V145H117V146H119V150H118V147L116 146V148H117V150H116V148H115V150L113 149L112 150V148H111V146H112V143H108V142H111V140L109 141L108 139L110 138V135H113V133L111 132V134H109V132L111 131V130H109V132L107 131V134H108V136L107 137H109L107 140V144H106V146H103V148L104 147H107V145H108V147L107 148H109V152L108 153H110L111 151L112 152H114V151H120L121 152V150L120 149H124V152L122 151V153H124V154H122V155H125L128 151V154H130V151H131V154H130V156L131 157H133L134 156V149L137 147V145H138V142H140L139 144H140V146L139 147H141V149L140 150H142V147L143 148H146V146L144 147L143 145H150V146H152V147H154V149L155 148H157V147H160L161 145H162V143H163V145H164V142H162L161 143V141L163 140L164 141V139H162V137H164V136H166V134H164V133H167L168 131H169V133H171L170 131H173L174 132V130H175V128L177 129V127H173L172 125H167V123L165 122V124H164V118L165 117H167V116H164L165 114H163V109L161 108V110L159 109L161 106H158V109L160 110V111H162V112H158L157 111V109H155L156 107H157V105H161L163 102H161L160 101V96L162 95V94H164V92H167L166 90H167V85H169V84H167L166 82V84L167 85H164L165 83H164V81L162 80V82H160L161 84H160V86H162V87H164V88H161V89H163V91L162 90H160L159 88H160V86H158V84L156 83V85H157V90H156V88H155V86L156 85H153V82L155 83V82H157V80L156 81H153L152 79H154V78H149ZM169 79V80H170ZM93 80V79H92ZM108 80L109 79H107V80H105L106 82H108ZM146 80V79H145ZM168 80V81H169ZM179 80V79H178ZM178 80H177V82H178ZM190 80H191V78H190ZM98 82H99V79L97 80ZM175 82L173 83L172 82V80H171V83H173V85L172 86H170L169 85V87H168V95L172 92L171 90H172V88H174L175 90L177 89L176 87V80H174ZM193 81V80H192ZM101 82V81H100ZM121 82V81H120ZM152 82V83H151ZM185 82H186V80H185ZM196 82V81H195ZM198 82V81H197ZM196 82V83H197ZM104 83V82H103ZM110 83V82H109ZM116 83V82H115ZM118 84H119V82H117ZM145 83V82H144ZM162 83H164V84H162ZM169 83V82H168ZM180 81L177 83V84H179L180 85ZM188 83V82H187ZM91 84V83H90ZM94 85H92V86H94L95 87V82L93 83ZM100 84V83H99ZM114 84V83H113ZM154 86H152V85ZM189 84H190V82H189ZM200 84V83H199ZM202 84H204V83H202ZM210 84V83H209ZM97 85V84H96ZM127 85V86H128ZM183 85V84H182ZM182 85H180V86H182ZM216 85V84H215ZM33 86V85H32ZM34 86H36V85H34ZM87 86V85H86ZM110 86H112V85H110ZM119 86V85H118ZM121 86H123V85H121ZM120 86V87H121ZM176 86V87H175ZM184 88L183 89H185V83H184ZM182 86V87H183ZM192 86V85H191ZM199 86V85H198ZM198 86H196V84L194 85V87H196L195 89H203V85H201L200 87L201 88H199ZM225 86V85H224ZM90 87H91V85H90ZM90 87H88V88H90ZM113 87H115V86H113ZM117 87V86H116ZM120 87H118V88H120ZM124 87H122V88H124ZM186 87H187V85H186ZM188 87H189V85H188ZM221 87V86H220ZM226 87V86H225ZM91 88H93V87H91ZM97 88V87H96ZM102 88V87H101ZM117 88V89H118ZM142 88H144V90H142V92H145V90H146V92L147 93H150L151 94V92H153L151 95H149L148 97H149V100L151 99H154V101H156V99H157V101L155 102V104H157L156 105V107L154 106V109H153V106L151 107V108H149L150 106H148V105H154V103L153 102H150V101H148V99H147V101H146V98H145V93H143V95H145L144 97L143 96H141L142 98H140V94H139V91L137 90V89H142ZM146 88V89H145ZM155 88V89H154ZM190 88V87H189ZM210 88L212 89V91H211V93H210V95L211 94H213L214 93V91H216L215 89L217 88V86H215V88L214 87H211V85H210ZM222 88H223V86H222ZM222 88L221 89H219V91L217 90V92H215L214 93V95L213 96H216V93H218V95H219V93H221L220 91L222 90ZM227 88V89H226ZM226 88H224L223 90H225V91H222V92H224L223 93V95H227V97H229V99L230 100H232L231 102H233V103H235L236 101V99H241V96L242 95H244V98H246V96L245 95H248V94H250V93H252V92H250L249 91V93H248V91L246 90V89H248V88H245V94H243L242 93V91H240L241 93L240 94H238V95H240L239 97H238V95H236L237 93H239V92H237L235 95V97H233L234 99H232V97L230 98V96L231 95H233L234 94V92L233 93H231L232 91V89H231V87H230V90H229V86L228 87H226ZM28 89V90H27ZM27 91H28V94L29 95H33V94H35L38 98H39V95H41L40 97H41V99H43V98H46V97H49V98H53V99H56L57 97H58V94H57V92L55 93L53 90H49V89H45V87H44V89H43V87L42 88H40V90L38 91V87H37V89L35 88V87H31L30 85H29V87H27ZM51 89V88H50ZM116 89V88H115ZM125 89V90H126ZM148 89H154V90H156V91H152V90H150L149 92H148ZM158 89H159V92H158ZM205 89V88H204ZM214 89V90H213ZM102 91H104L103 89H101ZM106 90V89H105ZM109 89H107V91H108ZM110 90H112L111 88H110ZM109 90V92H112V91H110ZM179 89H177V91H178ZM199 90H198V92H199ZM227 90H228V93H229V95H228V93H227ZM241 90H243V89H241ZM249 90V89H248ZM41 91V92H40ZM117 92H118V90H116ZM123 93H124V91L123 90H121ZM177 91H173V92H175L176 93V95H177V93H178V95H177V97H178V100L181 98V96H183V98L185 99H183L184 101H186V98H188L187 99V101L189 100V97H191L192 95H191V93H190V95H186L185 94V92H183L184 90H182L181 91V93H180V91L179 92H177ZM186 91H187V89H186ZM189 91H190V89H189ZM191 91H192V89H191ZM206 91V90H205ZM94 92V91H93ZM105 92V91H104ZM122 92H120L119 91V93H122ZM128 92V91H127ZM136 92H137V94H136ZM141 92V93H142ZM157 92V93H156ZM182 92H183V94L185 95H183L182 94ZM193 92V91H192ZM202 92V91H201ZM210 92V91H209ZM213 92V93H212ZM244 92V91H243ZM247 92V93H246ZM96 93V92H95ZM99 93V92H98ZM101 93H103V92H101ZM156 93V94H155ZM159 93V96L157 95ZM162 93V94H161ZM186 93H189V92H186ZM194 93L196 94L197 92H193L192 94L194 95ZM254 93H256V92H254ZM254 93H252L251 95L252 96H255L256 98L254 99L255 101H253L252 99V96H251V101L252 102H250V100H249V98H250V95H248V97H247V99H245V103L243 102V100H244V98H243V100L241 101V102H243V104H241L240 103V101H239V104H241V108L243 109H241L240 107H239V104L237 105V103H235L234 104V106L235 107H237L238 106V108L239 109H241V111L237 108L236 110H235V108H234V110H235V112H240L241 113V115L243 116V118H244V120L243 121H245L246 120V122H250V121H254L253 123V126H252V123H251V126L253 127V129H254V131H255V133L253 134L254 135V138H253V136L251 137V135L250 136H248V137H251V138H253V140H255V141H253L252 139V142H253V145L255 146V144H254V142H257L258 140H259V138L260 137H258V136H261L262 135V138H263V134H264V126H262V124L264 125V123H261V122H264V104L263 105H261V103H263V101H264V93L262 94V92L260 93V94H262L263 96H261L258 92L256 93V94H258L259 96H256ZM37 94H39V95H37ZM97 94V93H96ZM100 94V93H99ZM105 94V93H104ZM111 94V93H110ZM109 94V95H110ZM118 94V93H117ZM166 94V93H165ZM164 94V96H162V97H164V98H162V100H165V103H167L168 102V100H169V102H170V97H169V99H166L167 98V94L165 95ZM172 94V93H171ZM174 94V93H173ZM180 94V95H179ZM198 94V93H197ZM222 94V93H221ZM219 95L217 98L218 99H221V96L222 95ZM35 95H33V96H35ZM43 95H44V97H43ZM132 95V96H131ZM142 95V94H141ZM153 95V97H151ZM156 95V96H155ZM202 95V94H201ZM35 96V97H36ZM138 96V97H137ZM155 96V97H154ZM170 96V95H169ZM199 96H200V94H199ZM208 97H207V100H208V98L210 99L211 97H209V93H208V95H207ZM212 96V95H211ZM261 96V97H260ZM43 97V98H42ZM99 97H101V96H99ZM122 97V96H121ZM128 97V96H127ZM129 97V98H130ZM158 97V98H157ZM174 97H176V96H174ZM176 97V98H177ZM193 97L194 98H196V97H198V96H192V98L188 101V103H183V105L184 104H186V107H188V106H190V105H188L189 103H191L193 106H194V104L193 103H196V105H195V107L196 106H198L197 108L199 109V106L201 107V105H203V108L201 107L200 108V111L196 108L195 109V107L193 108V109H191V110H193L194 111V109H195V111H194V115H198V116H200V118H198V116L196 115L195 117H197V119L200 121V119L202 118L201 116H203V119L204 120H206L205 119V117H204V115L205 116H210L208 119L210 120V118L212 119V122H213V120H215L216 118H218L219 117V114H220V117L219 118H221V115H225L226 113H228V111L225 113V111L223 112L222 110H220L221 112H223V113H225V114H222V113H219L220 111L218 110L217 111V109H221L220 108V106H219V108H217V109H215L216 111V113L215 112H213V111H211L212 113H211V115H208V114H210V113H203V112H206L205 111V109H209V108H207L208 107V103L206 104V102H209V105H211L212 104V100L210 99V100H208V101H205L206 100V98H204V100L202 101L201 99H199V98H196L195 100H197L198 99V101H192L193 100ZM203 97V96H202ZM222 97H225L224 99L222 98V101H223V103L222 104H224L223 106H225V107H230L231 108V106H233V105H231L232 103L231 102H229V103H231L230 105H227L228 104V101H230L228 98V100H225L226 99V96H222ZM259 97V98H258ZM51 98V99H52ZM123 98V97H122ZM143 101V100H145V101H141L140 102V99ZM143 98H145V99H143ZM263 98V99H262ZM46 99H48V98H46ZM45 99V101H46V106H47V104L49 103V102H47L48 100H46ZM52 99V100H53ZM102 99V98H101ZM108 99V98H107ZM107 99H105L104 98V100H107ZM110 99H111V97H110ZM119 99V98H118ZM158 99H159V104H158ZM213 99V98H212ZM239 99V100H240ZM260 99V101H258ZM261 99L263 100V101H261ZM139 100V102H137ZM175 100V99H174ZM183 100H181L182 102H183ZM217 99H216V97H215V100H214V103L215 102H217L216 101ZM249 100V102H247ZM41 101H43V100H41ZM45 101L43 102V103H45ZM110 101V100H109ZM116 101H117V99H116ZM176 101H177V99H176ZM186 101V102H187ZM220 102H221V100H219ZM218 101V102H219ZM235 101V102H234ZM238 101V100H237ZM259 103H258V102ZM114 101H112V103H113ZM173 102V101H172ZM180 101H177L176 103H179ZM211 102V103H210ZM218 102H217V104H218ZM224 102H226L227 104H225ZM249 103L248 105H246L247 103ZM261 102V103H260ZM164 103V105H162V107H167V109H169L170 110V108L169 107H175V102L174 103H168V104H165ZM206 104L207 106H206V108L204 109V107H205V105L204 104ZM253 103V104H252ZM256 103H258L257 105H256ZM107 104V103H106ZM115 104V103H114ZM141 104H143L142 106H141ZM180 104V103H179ZM216 104V103H215ZM109 104H107V106H108ZM191 105V106H192ZM253 105L255 106V107H253ZM260 105V106H259ZM101 106H102V104H101ZM100 106V107H101ZM137 106H139V107H137ZM141 106V107H140ZM145 107L146 109H138V108H142V107ZM190 106V107H191ZM216 106H218V105H216ZM243 106H245V107H243ZM257 106H259L258 107V109H257ZM48 107V106H47ZM56 107V106H55ZM110 107H111V105H110ZM110 107L109 108H107L108 110L110 109ZM112 107H115V106H113V104H112ZM143 107V108H144ZM179 107V106H178ZM185 107V106H184ZM183 107V108H184ZM190 107H188L189 109H190ZM213 107H215V105H212V107H211V109L213 110L214 108ZM103 108V107H102ZM115 108V109H116ZM180 108V107H179ZM192 108V107H191ZM229 108V110H231ZM263 108V109H262ZM112 109V108H111ZM114 109V108H113ZM201 109H203V111H201ZM225 109V108H224ZM262 109V110H261ZM180 110H182V112H180L179 110V113L181 114H183V111H185V109H180ZM226 110V109H225ZM228 110V109H227ZM237 110H239V111H237ZM166 110H164V113H166L165 112ZM172 113L173 112H175V114L177 113L176 111L177 110H175V109H172V110H170ZM170 111H168L169 113H170ZM188 111V110H187ZM193 111L191 112L190 110L188 111V112H190L189 113V115H191L190 116V118L192 117V115H193ZM231 111H233V110H231ZM102 112V111H101ZM104 112H106V111H104ZM113 112V111H112ZM115 112H114V114H115ZM187 112V113H188ZM208 112H209V110H208ZM58 113V112H57ZM167 113L168 115H169V117H170V114H172V113ZM217 113H219L218 114V117L215 115L214 117H213V115L214 114H217ZM51 114V113H50ZM102 114V113H101ZM100 114V115H101ZM111 114V113H110ZM180 114H177L180 118H181V120L182 119H184L185 120V122L186 121H188V117L185 119L184 117L182 118V116L180 115ZM185 114V113H184ZM204 114V115H203ZM235 114V113H234ZM239 114V113H238ZM107 115V114H106ZM164 116V118H163V116ZM193 115V116H194ZM232 115V114H231ZM53 116V115H52ZM104 116V115H103ZM111 116V115H110ZM113 116V115H112ZM185 116V115H184ZM226 116H227V114H226ZM230 115L228 114V116L227 117H229ZM238 116V115H237ZM240 116V115H239ZM242 116H240L241 118H242ZM58 117V116H57ZM81 117V116H80ZM175 117H177V116H175ZM175 117H174V121H176L175 120ZM178 117V118H179ZM235 117V116H234ZM85 118V117H84ZM103 118H105V117H103ZM108 118H110V117H108ZM108 118H106V119H108ZM116 118V117H115ZM168 118V117H167ZM214 118V119H213ZM224 118V117H223ZM222 118V119H223ZM231 118H233V117H231ZM230 118V119H231ZM242 118V119H243ZM71 119V118H70ZM77 119V118H76ZM172 119V118H171ZM196 119V118H195ZM203 119H201L202 121V124H206L207 122H208V120L207 121H203ZM226 119V118H225ZM65 120V119H64ZM72 120V119H71ZM116 120V119H115ZM181 120H180V124H183L184 122V120H182V122H181ZM227 120V119H226ZM225 120V121H226ZM229 120V119H228ZM238 120H239V117H238ZM111 121H112V119H111ZM119 121H117V122H119ZM166 121H167V119H166ZM191 121H192V118H191ZM190 121V122H191ZM218 120H216V122H217ZM234 121V120H233ZM242 121V122H243ZM62 122H63V120H62ZM103 122V121H102ZM177 122H178V120L176 121V123H175V125L177 124ZM204 122H206V123H204ZM211 122V120L208 122L209 123V125H204V126H202V124H200V126H198V125H194L195 126V129L193 130H191L190 128L188 129V127H190V126H193V125H191V124H189L188 123V125H190V126H186V124H185V129H186V131L185 132H183V133H185V134H182V135H179V133L178 132H175V133H171V134H173V136H175V137H173L172 135V137L173 138H175V140H171V141H173V144L175 143V146L174 147H176V144H178V145H180V147L182 146V144L184 145L185 144V142L187 141L186 140V138L188 139V144L186 143V145H184V147L186 146V147H188L187 149V151H189V149H190V151H189V153H187L186 155H185V157H184V154L182 155L183 156V158H185L184 160H182V159H180V161H179V163H180V165H181V167L184 165L185 166V170H187V174H185V175H183V179L185 180V182L187 183V184H185V182H184V184H185V186L187 187V190L189 189V190H191V191H193V192H195V193H197V194H199L201 197H203L204 198V204L203 205H201L202 207L200 208L201 209V212L203 211V210H207V212H209L210 214H211V217H212V215H215V217L217 216L218 218H220V219H222V213L221 212H225V209H227L228 207H229V203H230V201H231V196L229 197L228 195V193L230 192V191H232L233 189H234V183L233 182H235L234 180H236V179H232L231 180V178H230V174L232 173V167H231V169L232 170H230V168H229V166H227V165H229V164H227V163H229V161H232L233 163H235V161H236V155H237V157L239 156L240 158H241V155H238V154H233L236 150H232V151H234V152H232V154H231V152H230V150L231 149H229L230 147H226V145H229L230 143V141L232 140V139H234V138H236V136L237 135H235V133H237V131H236V129H235V127H232V128H234L233 130H230V126H232V124H233V122L231 123V125L230 126H226L227 124H225V125H219L218 123V125L217 124H215V125H213V124H211L210 123ZM237 122H239V121H237ZM240 122H241V120H240ZM65 123V122H64ZM105 123V122H104ZM106 123H109V120L106 122ZM114 123H115V121H114ZM169 123V122H168ZM170 123H173V121L171 122V120H170ZM179 123V122H178ZM192 123V122H191ZM196 124H197V122H195ZM194 123V124H195ZM207 123V124H208ZM227 123V122H226ZM244 123V122H243ZM256 123H258V124H256ZM63 124V123H62ZM66 124V123H65ZM101 124V123H100ZM110 124H112V123H110ZM118 124V123H117ZM121 124H120V126H121ZM163 124V125H162ZM180 124H178L179 126H181ZM193 124V123H192ZM211 124V125H210ZM240 124V123H239ZM242 124V123H241ZM261 124V125H260ZM68 125V124H67ZM79 125V124H78ZM104 125V124H103ZM108 125V124H107ZM119 125V124H118ZM129 125V126H128ZM177 125V126H178ZM102 126V125H101ZM112 126V125H111ZM115 126H116V123H115ZM184 126V125H183ZM183 126H181V127H183ZM233 126H235V123L233 124ZM244 126V125H243ZM246 126V125H245ZM260 126V127H259ZM108 127V126H107ZM107 127H106V129H107ZM116 127H118V126H116ZM125 127V126H124ZM124 127H122V128H124ZM181 127H180V129H181ZM228 127H230L229 129H228ZM247 127V126H246ZM104 128V127H103ZM109 128H111L110 127V125H109ZM108 128V129H109ZM184 128V127H183ZM191 128H193V127H191ZM231 128V129H232ZM241 128V127H240ZM243 128V127H242ZM245 128V127H244ZM243 128V129H244ZM251 128V127H250ZM93 129V128H92ZM95 129V128H94ZM100 129V128H99ZM114 129V128H113ZM131 130L134 134H132L133 135V137H130L131 139L133 138H135V136L137 137V142L136 141H134V140H136V139H132L131 140V142H130V140H129V136H131V134H129V136H128V130ZM180 129H177V131L178 130H180ZM184 130V129H183ZM241 131H242V129H240ZM248 130V129H247ZM88 131H89V129H88ZM88 131L86 132V136H88L87 134H88ZM95 131V130H94ZM113 131H116L115 129L113 130ZM131 131L129 132V133H131ZM245 130H243V132H244ZM249 131V130H248ZM246 131L247 133H249V132H251V131ZM89 132H91V131H89ZM96 132V131H95ZM98 132V131H97ZM123 132V131H122ZM122 132H120V134L119 135H117V134H115L116 135V138H115V141H116V139L118 138L119 139V137H121L122 135H123V133ZM242 132V133H243ZM100 133V132H99ZM176 133H178L177 135L178 136H183V138H184V141L185 142H182L183 141V139L181 138V137H178V136H176ZM180 133H181V131H180ZM239 134H242V133H240V132H238ZM247 133H245L246 134V139L245 140H247ZM252 133H253V131H252ZM251 133V134H252ZM90 134V136H88L87 137V139H89V138H91L92 136H93V133H89ZM102 134V133H101ZM104 134H106V133H104ZM103 134V135H104ZM161 134H164V136L162 135L161 136ZM168 134V133H167ZM175 134V135H174ZM256 134V135H255ZM92 135V136H91ZM100 135V134H99ZM115 135H113V137L115 136ZM123 135V137H124V140H125V136ZM94 136H96V134L94 135ZM98 136V135H97ZM105 136V135H104ZM119 136V137H118ZM168 136H170V135H168ZM255 136H257V138H255ZM103 137V136H102ZM106 137V136H105ZM128 137V138H127ZM238 137V136H237ZM93 139H94V137H92ZM91 138V139H92ZM122 138V137H121ZM168 138V137H167ZM239 138V137H238ZM98 139V138H97ZM114 139V138H113ZM112 139V140H113ZM231 139V140H230ZM237 139V138H236ZM249 139V138H248ZM95 140V139H94ZM103 140H105V139H103ZM102 140V141H103ZM121 140V139H120ZM238 140H240V138L238 139ZM250 140V139H249ZM99 141V140H98ZM117 141H119V140H117ZM116 141V142H117ZM133 141V142H132ZM166 141V140H165ZM169 141H170V138H169ZM174 141H176V142H174ZM237 141V140H236ZM261 141V140H260ZM132 144L131 146H133V143H134V148L132 149V147L129 145L130 143ZM136 142V143H135ZM158 142V143H157ZM167 142V141H166ZM215 142H217V143H220V144H223V145H221L222 147H220L219 145H218V147L216 146L217 144H215ZM232 142V141H231ZM243 142V141H242ZM251 141H249L248 142V140H247V143H250ZM252 142H251V144H252ZM96 143H97V141H96ZM99 143V142H98ZM117 143H120V142H117ZM180 143V144H179ZM103 144H105L104 142H103ZM143 144V145H142ZM161 144V145H160ZM172 144V145H173ZM232 144V143H231ZM231 144H230V146H231ZM237 145H239L238 143H236ZM246 144V143H245ZM258 144H260V143H257V146H258ZM262 144H264V140H263V143ZM261 144V145H262ZM98 147H99V145L98 144H96ZM102 145V144H101ZM100 145V146H101ZM142 145V146H141ZM162 145V146H163ZM166 145H168V144H166ZM165 145V146H166ZM178 145H177V147H178ZM233 146H234V144H232ZM261 145H259L260 147H262ZM130 146V147H129ZM161 146V147H162ZM164 146V147H165ZM171 146V145H170ZM225 146V147H224ZM240 146V145H239ZM247 146V145H246ZM163 147V148H164ZM172 147V146H171ZM173 147V148H174ZM186 147H185V149H186ZM260 147H258L257 148V150L260 148ZM264 147V146H263ZM107 148H106V150H107ZM114 148V147H113ZM129 148V150H127ZM131 148V149H130ZM167 148V147H166ZM182 148V147H181ZM231 148H232V146H231ZM234 148H235V146H234ZM240 148V147H239ZM238 148V149H239ZM246 148V147H245ZM250 148V147H249ZM252 148L254 149V148H256V146L255 147H253L252 146ZM252 148H250V149H252ZM97 149V148H96ZM122 149V150H123ZM137 149V148H136ZM138 149V150H139ZM153 149V150H154ZM175 149V148H174ZM173 149V150H174ZM243 149V148H242ZM101 150V149H100ZM104 150V149H103ZM132 150H133V152H132ZM156 150V149H155ZM259 150H262V149H259ZM263 150H264V148H263ZM262 150V151H263ZM97 151V150H96ZM108 151V150H107ZM107 151H105V154L107 153ZM126 151V152H125ZM144 150H142V151H139V152H141V153H137V155H135V156H137V158L140 160V158L141 157H143V156H145V157H143V160H145V158H146V156L148 155V153L147 152H143ZM146 151H148V148H147V150ZM164 151L165 150H163L162 152L164 153ZM166 151H169V150H166ZM171 151V150H170ZM176 150H174V152H175ZM242 151V150H241ZM247 151V150H246ZM254 150H252V152H253ZM173 152V151H172ZM171 152V153H172ZM250 152V151H249ZM256 152V151H255ZM98 153V152H97ZM99 153H100V151H99ZM103 153H104V151H103ZM102 153V154H103ZM118 153V152H117ZM142 153L144 154V155H142ZM155 153V152H154ZM153 153V154H154ZM166 153V155H167V152H165ZM176 153V152H175ZM183 152H181V154H182ZM184 153H186V152H184ZM220 153V154H219ZM241 152H239V154H240ZM244 153V152H243ZM248 153V152H247ZM262 153H264V152H262ZM111 154V153H110ZM116 154V153H115ZM115 154H112L111 156H112V158H113V155H115ZM139 154V155H138ZM145 154H147V155H145ZM173 154V153H172ZM179 154V153H178ZM181 154H180V156H181ZM198 154V155H197ZM217 154H219V155H217ZM249 154V153H248ZM250 154H252V153H250ZM260 156H262V157H264V155L263 154H260V153H258ZM94 155H96V153L94 154ZM101 155V154H100ZM99 155V156H100ZM107 155V154H106ZM141 155V156H140ZM155 155H156V153H155ZM174 155V154H173ZM176 155V154H175ZM244 155H246V154H244ZM258 155V156H259ZM129 156V155H128ZM127 156V154H126V157H124V158H126V160L128 159V160H130V159H132V158H127L128 157ZM179 156V158H181ZM256 156H257V154H256ZM257 156V157H258ZM96 157H97V155H96ZM107 157V156H106ZM109 157V156H108ZM149 157V155L147 156V158ZM167 157V156H166ZM255 157V156H254ZM119 158V157H118ZM136 158V157H135ZM170 157H167L166 159H169ZM174 158V157H173ZM244 158V157H243ZM260 158V157H259ZM106 159V158H105ZM137 159V160H138ZM156 159V158H155ZM232 159V160H231ZM245 159V158H244ZM258 159V158H257ZM262 160L261 161H264V158H261ZM119 160V159H118ZM127 160V161H128ZM133 160V159H132ZM135 160V159H134ZM133 160V161H134ZM141 160H142V158H141ZM160 160H161V158H160ZM238 160V159H237ZM241 160H243V159H241ZM241 160H238V163H239V161H241ZM256 160V159H255ZM260 160V159H259ZM259 160H258V162H256L257 163V165H260L261 166V164L263 163L264 164V162H259ZM122 161V160H121ZM120 161V162H121ZM124 161H125V159H124ZM126 161V162H127ZM148 161V160H147ZM147 161H145V163H144V161H139V163L141 162V164L142 163H144L145 165H148L147 164ZM118 162V161H117ZM116 162V163H117ZM130 162V161H129ZM137 162V161H136ZM149 162V161H148ZM152 162V161H151ZM155 162V161H154ZM170 162H171V160H170ZM158 163H159V161H158ZM165 163V162H164ZM178 163V162H177ZM237 163V162H236ZM243 163V162H242ZM252 163V162H251ZM259 163V164H258ZM118 164V163H117ZM130 164V163H129ZM144 164H143V166H144ZM155 164V163H154ZM160 164V163H159ZM158 164V165H159ZM163 164V163H162ZM170 164V163H169ZM115 165V164H114ZM161 165V164H160ZM168 165V164H167ZM167 165H165L166 167H167ZM234 165V164H233ZM236 165V164H235ZM239 165V164H238ZM252 165V164H251ZM250 165V166H251ZM254 166L251 168V167H249V168H251L252 169V172L254 171V169L256 170V174H255V172H253L254 173V178H253V182L255 183V187H256V193L255 192H253V193H255V196H254V194H253V196H250L249 194L248 195H245V194H247V191H246V193L244 194L245 196L244 197H242L243 195L241 194V195H238V194H236V193H234V190H233V192L232 193H234V195L236 194L237 196H239V198H241L242 197V199L246 202V204H247V206H250L253 210H254V212H257L258 214V217H260L259 216V214L261 215V218H263L264 219V170H263V168L264 167H260V166H257V165H255V164H253ZM113 166V165H112ZM122 166V165H121ZM134 166V165H133ZM163 166V165H162ZM204 166H206V168L204 167ZM232 166V165H231ZM154 167H156V166H154ZM160 166H158V168H159ZM171 167V166H170ZM180 167V168H181ZM201 167V168H200ZM234 167V166H233ZM244 167H245V161H244ZM243 166H242V168H244ZM248 167H247V169H248ZM140 168V167H139ZM149 168H150V165H149ZM163 168H165L164 166H163ZM168 168V167H167ZM202 168H205L206 169V172H203L204 170H202ZM141 169H143V168H141ZM151 169H153L152 167H151ZM150 169V170H151ZM200 169H201V171H200ZM250 169V170H251ZM146 170V169H145ZM167 170V169H166ZM165 169H164V171H166ZM238 170V169H237ZM242 170V169H241ZM249 170V171H250ZM263 170V171H262ZM142 171V170H141ZM168 171V170H167ZM171 171V170H170ZM170 171H169V173H170ZM230 171H231V173H230ZM233 171H235V170H233ZM240 171V170H239ZM157 172H158V170H157ZM174 172V171H173ZM184 172V171H183ZM183 172H182V174H183ZM251 172V173H252ZM241 173V172H240ZM244 173V172H243ZM168 174V173H167ZM176 174V173H175ZM86 175V174H85ZM84 175V176H85ZM91 175V174H90ZM89 175V177H91ZM166 175V174H165ZM43 176H45L44 174H42L41 176L39 175V178L40 179H42V177ZM51 176H53V177H51ZM161 176V175H160ZM167 176V175H166ZM168 176H169V174H168ZM232 177H233V175H231ZM234 176H235V173H234ZM238 176V175H237ZM50 177H51V179L53 180V178H57L58 176H56L54 173L52 174V175H50ZM49 177V178H50ZM86 177H87V175H86ZM174 177H176V176H174ZM45 178V177H44ZM164 178H165V176H164ZM171 179H173V177L171 176L170 177ZM229 178H230V180H231V182H230V180H229ZM234 178V177H233ZM235 178H236V176H235ZM241 178V177H240ZM242 178H243V176H242ZM251 178H252V175H251ZM248 179V178H247ZM250 179V178H249ZM248 179V180H249ZM166 180V179H165ZM176 180H177V178H176ZM181 180H182V178H181ZM238 180H240V179H238ZM242 180V179H241ZM56 182H57V179L55 180ZM55 181H54V183H55ZM237 181V180H236ZM166 182V181H165ZM173 182H175V181H173ZM176 182H178V180L176 181ZM245 182H247V181H245ZM245 182H244V185H245ZM190 183H195V184H197V187H190V185H192V184H190ZM236 183V182H235ZM243 183V182H242ZM248 183H250V182H248ZM253 183V184H254ZM56 184V183H55ZM236 184H238V183H236ZM58 185H60L59 183H58ZM56 186V187H58V189L60 188L61 190H62V188H63V190L64 191H69L70 189H68V187H59V186ZM161 185V184H160ZM170 185V184H169ZM240 185V184H239ZM243 185V184H242ZM252 185V184H251ZM155 186V185H154ZM172 186V185H171ZM194 186V185H193ZM248 186V185H247ZM247 186H245V187H247ZM177 187V186H176ZM238 187V186H237ZM254 187V188H255ZM233 188V189H232ZM240 188H243L242 186L240 187ZM59 189V190H60ZM170 189V188H169ZM179 189V188H178ZM238 189V188H237ZM56 190H57V188H56ZM55 190V191H56ZM73 190H75V191H77L75 188L73 189ZM171 190V189H170ZM230 190V191H229ZM236 190V189H235ZM246 190H248V188L246 189ZM252 191H255V190H253V189H251ZM179 191V190H178ZM186 191V190H185ZM190 191V192H191ZM244 191V190H243ZM242 190H241V192H243ZM188 192V191H187ZM236 192H240V190L238 189V191L236 190ZM165 193H166V191H165ZM164 193V194H165ZM175 193V192H174ZM176 193H178V192H176ZM244 193V192H243ZM249 193H252V192H250V190H249ZM168 194V193H167ZM256 194H257V196H256ZM232 195V194H231ZM230 198V201H229V198ZM234 197V196H233ZM233 197H232V199H233ZM196 198V197H195ZM198 198V197H197ZM235 198V197H234ZM237 199H238V197H236ZM90 199H92V198H88V197H86V200H89L90 201ZM199 199V198H198ZM79 200H84V198H81V199H79ZM236 200V199H235ZM241 200V199H240ZM91 202H92V200H91ZM197 202V201H196ZM229 202V203H228ZM242 202V201H241ZM198 203V202H197ZM233 203V202H232ZM234 203H235V201H234ZM245 204V203H244ZM245 204V205H246ZM184 205V204H183ZM215 205V206H214ZM235 205V204H234ZM242 205V204H241ZM108 206V205H107ZM247 206H244L245 208L247 207ZM72 207V206H71ZM93 208L90 210V211H88L89 213H91V215L90 216H92L93 218H96L97 219V221H98V223L97 224H99V226H100V228H99V230L104 234L103 236H102V239H101V242H99L100 240L98 239V237H100V235L97 237L96 235H98V234H96L95 236L93 235V233L92 232H90L91 233V235L92 236H94V237H92V238H94L93 240H95V238L96 239H98L99 241H98V245H97V247H96V251H97V248H98V251L100 252V254H101V249H106V253H107V256L104 258L108 263L107 264H125V263H129V264H151L150 262H148V261H146V260H144L143 259V256L145 255V257H146V254L148 255V251L146 250L147 248H144V249H142V248H140L139 246H137V243L138 242H136L135 243V239H136V237H135V239H134V237L133 236H131V235H127V234H123V233H121V232H118L117 230H115L114 229V227H113V224H112V222L109 220V218H107L106 217V214H105V211H103L102 209L103 208H99L98 206H92ZM239 207V206H238ZM203 208V209H202ZM230 208V207H229ZM228 208V209H229ZM233 208H235V207H233ZM105 209V208H104ZM200 209H199V211H200ZM230 209H232V206H231V208ZM237 208H235V210H236ZM196 210V209H195ZM221 210H223V211H221ZM234 210V211H235ZM246 210V209H245ZM69 211H70V214L72 215V220H73V217L75 218L73 221L75 222V221H77L76 223L78 224H76L78 227H79V229L81 228V229H84V228H90L89 227V221H88V217H84L83 216V214H82V212L80 211V206L79 205H73V208H71V210L69 209ZM166 211V210H165ZM229 211H231V210H229ZM233 211V212H234ZM241 211V210H240ZM247 211V210H246ZM250 211H251V209H250ZM196 212H198V210L196 211ZM200 212V213H201ZM199 213V212H198ZM231 213V212H230ZM235 213H237V212H235ZM253 213V212H252ZM86 214H88V213H86ZM196 215V214H195ZM199 215V214H198ZM87 216H89V215H87ZM106 217L107 219L105 220V221H102V218L103 217ZM245 216H246V214H245ZM248 216V215H247ZM214 217V218H215ZM240 217V216H239ZM257 217V216H256ZM256 217H254V219L256 218ZM55 217H53L52 218V223H53V219H54ZM57 218V217H56ZM55 218V220H54V222L56 223H58L59 222V220L58 219H56ZM213 218V217H212ZM242 219V218H241ZM258 219V218H257ZM210 220V219H209ZM216 220H217V218H216ZM219 220V219H218ZM217 220V221H218ZM244 220V219H243ZM246 220V219H245ZM244 220V221H245ZM251 220V219H250ZM260 220H262V219H260ZM201 221V220H200ZM227 221V220H226ZM255 221H256V219H255ZM255 221H253V222H255ZM205 222V221H204ZM240 222V221H239ZM257 222L259 223V221L257 220ZM262 222H264V220L262 221ZM211 223V222H210ZM261 224V223H260ZM57 226H59L60 225V223H59V225L58 224H56ZM71 225H73V223L71 224ZM90 225H91V223H90ZM96 225V224H95ZM121 225V224H120ZM123 225V224H122ZM198 225V224H197ZM208 225V224H207ZM88 226V227H87ZM125 226V225H124ZM203 226H206V225H203ZM209 226V225H208ZM208 226H206V227H208ZM212 226V225H211ZM256 226H258V225H256ZM116 227V226H115ZM120 227H123V226H120ZM127 227V226H126ZM254 227V226H253ZM260 227V226H259ZM212 228V227H211ZM255 228V227H254ZM262 228V227H261ZM74 229V228H73ZM115 231H114V230ZM166 229V228H165ZM260 229V228H259ZM85 230V229H84ZM92 230V229H91ZM121 230H123V229H121ZM256 230V229H255ZM82 231V230H81ZM86 231V230H85ZM98 231V230H97ZM164 231V230H163ZM209 231V230H208ZM257 231V230H256ZM73 232V231H72ZM84 232V231H83ZM86 232H88V231H86ZM123 232V231H122ZM127 233H128V231H126ZM125 232V233H126ZM259 232V231H258ZM263 232V231H262ZM95 233V232H94ZM83 234V233H82ZM88 234H89V232H88ZM134 234V233H133ZM84 235V234H83ZM166 235V234H165ZM90 237V239H92ZM164 238V237H163ZM162 239V238H161ZM138 240V239H137ZM164 240V239H163ZM178 242V241H177ZM84 243V242H83ZM90 243V242H89ZM140 243V242H139ZM164 243H166V242H164ZM91 244H93V242L91 243ZM90 244V245H91ZM170 244V243H169ZM179 244V243H178ZM262 244V243H261ZM86 245V244H85ZM160 245V244H159ZM173 245V244H172ZM180 245V244H179ZM186 245V244H185ZM183 246V245H182ZM191 246V245H190ZM82 247V246H81ZM150 247V246H149ZM198 247V246H197ZM95 249V248H94ZM159 249V248H158ZM161 249H163V248H161ZM184 249V248H183ZM261 250V249H260ZM95 251V250H94ZM97 251V252H98ZM159 251V250H158ZM157 251V252H158ZM163 251V250H162ZM198 251V250H197ZM154 252V251H153ZM156 252V253H157ZM166 252V251H165ZM169 252V251H168ZM262 252V251H261ZM260 252V253H261ZM151 254H152V252H150ZM208 253V252H207ZM262 253H264V252H262ZM94 254H95V252H94ZM97 254V253H96ZM96 254L94 255V258H95V256H96ZM99 254V253H98ZM153 254H155V253H153ZM158 254V253H157ZM163 254V253H162ZM165 254V253H164ZM171 254V253H170ZM203 254V253H202ZM169 255V254H168ZM172 255V254H171ZM196 255V253L194 254V258L196 257L195 256ZM198 255V254H197ZM204 255V254H203ZM93 256V255H92ZM100 256V255H99ZM99 256H96V257H99ZM104 256V255H103ZM160 256V255H159ZM198 256H200V255H198ZM197 256V257H198ZM168 257V256H167ZM202 257V256H201ZM208 257V256H207ZM90 258V257H89ZM99 258H101V257H99ZM160 258V257H159ZM199 258V260H201L200 259V257H198ZM98 259V258H97ZM102 259V258H101ZM149 259H151L150 258V256H149ZM148 259V260H149ZM162 259H163V257H162ZM169 259V258H168ZM195 259H197V258H195ZM203 259V258H202ZM160 260V259H159ZM194 260V259H193ZM198 260V259H197ZM173 261H175V260H173ZM207 261V260H206ZM97 262V261H96ZM100 261H98V263H99ZM195 262H196V260H195ZM198 262V261H197ZM200 262V261H199ZM163 263H165V262H163ZM169 263V262H168ZM154 264H155V262H154ZM162 264V263H161Z\"/></svg>",
  "mask_w": 264,
  "mask_h": 264
}]
</instances>
